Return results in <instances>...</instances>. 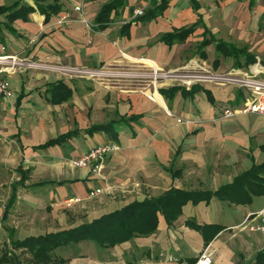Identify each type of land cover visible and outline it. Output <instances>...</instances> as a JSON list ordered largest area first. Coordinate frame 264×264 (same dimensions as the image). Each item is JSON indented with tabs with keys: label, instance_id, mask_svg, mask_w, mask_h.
I'll return each mask as SVG.
<instances>
[{
	"label": "crops",
	"instance_id": "obj_1",
	"mask_svg": "<svg viewBox=\"0 0 264 264\" xmlns=\"http://www.w3.org/2000/svg\"><path fill=\"white\" fill-rule=\"evenodd\" d=\"M14 1L0 0V6ZM107 1L57 0L59 11L46 18L33 0H23L24 5L33 7L28 18L15 19L10 23L11 30L0 25V59L18 54L38 58L46 68L2 75L12 95L0 96V170L11 169L18 177L9 181L7 192L0 191L5 198L0 224L12 221L9 211H14L21 200L28 202L24 207L49 205L53 210L78 197L84 199V208H90L86 220L90 221L133 200L158 196L172 186L214 192L232 183L253 163L264 162V115L237 113L221 117L224 108L242 107L246 99L244 89L231 84L197 82L199 89L188 96L180 90L168 92L169 87L177 85L169 78L166 82H154V89L148 79L152 68L173 71L191 62L200 65L208 61L209 47L202 51L207 46L218 55L212 58L216 71L238 69L260 77L264 66L258 64L255 55L215 35L216 26L226 18V6L239 5L240 18L248 20L250 15L264 14V0H194L199 6L197 10L191 0H168L163 12L150 20L132 18L131 11L142 0H126L121 8L110 13V22L100 28L95 18ZM198 15L203 24H197L183 41L167 44L160 40L164 33L194 24ZM0 21H6L4 15H0ZM204 37L213 39L200 46ZM221 40L242 48L253 56V61L244 65V56H240L241 66H237L234 57L224 56L216 49ZM83 69L144 75L139 79L104 78L103 82L74 76L83 74L78 71ZM60 83L70 92L65 99L63 92L52 95L54 90L60 92ZM95 125L109 128L89 131ZM70 131L75 133L64 141L41 146ZM111 143L118 149L108 153L98 174L91 173L88 166L72 165V160L89 148ZM46 184L53 186L29 192L33 186ZM104 186L107 192H124V198L115 200L110 196L107 201H99L103 205L90 207L92 203L85 202L88 191ZM0 188L4 189L1 182ZM262 208L264 195H253L246 204L215 196L197 203L186 201L172 226H167L159 215L153 233L113 247H101L108 252L104 264H190L188 259H195L201 248L211 252L212 264H235L241 256L251 260L256 251L264 249V235L237 225L248 213ZM188 219L200 226L217 225L222 230L206 245L200 232L186 226ZM3 225L6 232H14L13 226ZM40 234L44 233L24 237ZM167 234L170 237L164 239ZM160 246L165 249L166 258L151 259V251ZM132 249L144 251L145 259L124 261L123 256Z\"/></svg>",
	"mask_w": 264,
	"mask_h": 264
},
{
	"label": "trees",
	"instance_id": "obj_2",
	"mask_svg": "<svg viewBox=\"0 0 264 264\" xmlns=\"http://www.w3.org/2000/svg\"><path fill=\"white\" fill-rule=\"evenodd\" d=\"M22 1L23 0H16L9 6H0V15H4L6 20L5 22L0 21V25L11 30L10 23L15 19L21 18L25 20L28 18L27 14L33 10V7L24 5ZM33 1L38 10L45 14L46 18H48L49 14L58 12L60 8L57 0ZM125 1L126 0H108L96 15L95 22L98 26L101 28L109 23L110 13L114 10L116 11L117 8H121L125 4ZM191 2L193 8L197 10L199 8L198 4L194 0H191ZM167 3L168 0H149V4L143 11V14L134 19H153L163 12L164 8L167 7ZM197 24H203L199 15L194 24L187 27H178V29H175L173 32L164 33L160 36V40L167 44H171L174 41H183L186 36L193 31ZM204 25V34H206V27ZM212 39L213 37H209L208 39L204 37L199 45H206ZM216 49L224 56L234 57L237 66H241L239 63L240 56H244V65L253 61V56H251V54L247 53L242 48H238L222 40L217 42ZM196 84L197 83L192 84L189 89H186L183 85L177 84L169 87L167 91L173 94L177 90H180L182 94L189 96L199 89ZM59 87L60 92L59 90H54L52 91V95L55 97V95L62 94L61 92H63L62 98L65 99L70 92L66 90L61 83ZM208 98L212 101L209 94ZM101 128H109V126L95 125L91 127L89 131ZM73 133H75V131L59 135L56 138L48 140L41 146L58 144L73 135ZM253 195H264V162L259 164L253 163L247 171L245 170V172L235 176L232 183L223 185L214 192L183 190L173 188L172 186V188H169L158 196L144 198L140 201L133 200L118 209H114V211L101 214L90 221H84L66 229L50 231L40 235H31L21 239L13 238L12 230L8 229V242L10 248L7 247L5 249L6 251L0 255V264L8 262L19 264L17 255L12 252L13 249L27 251L30 255L29 259L33 264L61 263L64 262L65 259H56V257L53 256L54 250L59 247L77 244L81 241H92L100 247H113L133 237L147 236L153 233L158 225L159 215L163 217L167 226H172V223L180 215L181 208L186 201L197 203L199 200L208 201L212 196H215L218 199L234 204H246L251 201ZM11 199L13 200V197ZM5 215L6 212L4 211L2 219L5 218ZM185 224L200 232L206 245L220 230H222L217 225L200 226L196 224L193 219L186 220ZM240 259L242 260H238L235 264H264V249L256 251L251 260H245L242 256ZM188 261L190 264H194L196 260L188 259Z\"/></svg>",
	"mask_w": 264,
	"mask_h": 264
},
{
	"label": "rangeland",
	"instance_id": "obj_3",
	"mask_svg": "<svg viewBox=\"0 0 264 264\" xmlns=\"http://www.w3.org/2000/svg\"><path fill=\"white\" fill-rule=\"evenodd\" d=\"M140 5L141 3L135 5V7H139ZM147 6L148 5H146L145 8H147ZM218 7L220 8V5H218ZM224 10H225L226 18L223 22H221L219 27L216 26L217 28L216 31L218 33L215 36L223 40L224 39L228 40L239 47H244L248 52L255 55V60H257L258 64L264 66V18H261V16L264 14H262L261 16H257L256 14H254L253 16L250 15V19L247 20L245 18V20H242L240 18L241 8L239 5L226 6ZM210 45H213V43ZM208 47H209L208 52H209L210 59L208 61L202 62V64L200 65L196 63L194 64L193 62H191L192 64L191 66L194 67L193 69L200 73H202V69L209 70L211 72H220V73L228 72L229 70L228 71L227 70L216 71L217 68L214 67L212 58L218 57V55L215 52V50L213 51L212 49H210V46L203 48L202 51L205 52V50ZM10 56H15L16 59L20 61L18 65L16 64V66L11 69L10 73H14V72L17 73V71H25V70L46 69L42 67L44 65L41 64L40 61L37 60L38 58L31 59L28 56L21 57L18 54H13ZM7 61H9V59H3L2 61H0V67L8 65ZM163 72H168V70L167 71L163 70ZM10 73H6V74H10ZM74 74H75L74 75L75 77H83V76L89 77L88 74H81V73H74ZM259 76L264 77V71H262V73H260ZM90 78L91 79L94 78L97 81H101L102 79V82L104 81L103 77L101 78V77H91L90 76L89 79ZM112 79L119 80L118 78H112ZM105 80H108V79H105ZM166 80L167 78L160 77L157 79L156 84L159 82H166ZM170 81H172L173 83L177 82V84L182 85V83L178 80H170ZM197 82L200 83L204 81H202V79L199 78L198 80L191 82V84L197 83ZM105 84L106 86H109L108 82ZM153 85L154 84L151 82L150 86L153 87ZM222 85H225V84H222ZM15 177H18V174H15L14 172H12L11 169L10 170L7 169L5 172L0 170V182H1V186L4 187L3 190H1L0 188V191L7 192L9 181L14 180ZM51 186L53 185L46 184V185L33 186L29 189V192H32V193L39 192L41 189H46ZM107 189L108 188L105 187L103 191L100 192V194L98 193L96 196L89 197L85 202L92 203L90 205V207H92L94 204L103 205V203H99V201L100 202L101 200L107 201L106 199H108V197L110 196L114 198L115 200H118V199L120 200V198L121 199L124 198L122 196L124 192H120V191L107 192L109 191ZM130 193L134 194V192H130ZM4 199L5 198L3 196H0V214L3 209L4 202H5ZM21 201L22 203L19 206H16V209L14 211H12V209L9 211V214L11 215L9 218L12 221H8V222L6 221V223L3 222L0 224V255L4 251H6L5 249L7 247L10 248V245L8 242L9 236L7 235L6 230L2 227L4 226L3 224L7 225L8 227H10V225L13 226L14 238H21V237H24V235H27L30 233H45L47 231H52V230L66 229L81 221L84 222L88 218L87 214H89V212L87 213V211L90 209L86 207L84 208V206L82 205V203L84 202V199L83 200L80 199L79 201L71 202L69 204L65 203L66 201L62 202L60 207H56V209H53V210L49 205L41 206V208L36 205H33V206L27 205V207H24L23 205L24 204L26 205L28 202L25 200H21ZM175 231H178V230H175ZM169 237L170 235L167 234V236L163 238L167 239ZM77 244H72L66 247L57 248L56 250H54L53 256L56 257V259L65 258V261L69 262L68 264H71L73 262H74L73 264H76V263L78 264H104V260L106 258L105 255L108 252L102 249L100 246H98V244L96 245L92 241H88V242L81 241L79 245ZM164 250L165 249H163L162 246H160V248L157 247L156 249L151 251L150 258L158 259V258L165 257L164 254L166 252L164 253ZM202 250L203 249L201 248L197 252L195 260L198 258V255H200ZM12 252H14L17 255V261L19 264H33L31 263L29 259L30 255L28 254L27 251H24L21 249H13ZM161 252H163V254ZM184 254L186 253H183V255ZM144 257H145L144 251L134 252L132 249L128 252L126 257L123 256V260L133 261L135 258L145 259ZM176 258L178 259L179 256L176 255ZM238 260H242V259H238ZM3 264H15V263L8 262V263H3ZM50 264H60V263H50Z\"/></svg>",
	"mask_w": 264,
	"mask_h": 264
},
{
	"label": "built area",
	"instance_id": "obj_4",
	"mask_svg": "<svg viewBox=\"0 0 264 264\" xmlns=\"http://www.w3.org/2000/svg\"><path fill=\"white\" fill-rule=\"evenodd\" d=\"M159 1V0H158ZM149 4V0H143L139 7H135L132 12V18L140 16L143 14L144 8ZM75 10H79V6L74 7ZM81 21L85 22L84 19ZM3 59H9L7 61L8 65L0 67V96L4 98H9L12 95L11 90L8 88L5 79L3 78L4 73H10L11 69L19 64V60L16 59L15 56H3ZM7 57V58H6ZM3 59H0L2 61ZM190 64L189 66H185L184 68L163 72L157 70H151L148 74V79L154 83L158 78H169L171 80H178L185 87H190L191 82L202 79L204 82H211L214 84H231L237 87H240L245 90V101L241 108L238 110H233L230 108H224L221 114V117H231L236 115L237 113H254L264 115V78L257 77L255 72H247L242 70H229L225 73L220 72H211L209 70H203L202 73L194 70ZM197 67V65H196ZM199 67V66H198ZM82 71L83 74H88L89 77H103V78H140L144 73L132 72V71H122L115 72L104 69H96V70H78ZM194 84V83H193ZM154 86V85H153ZM154 89V88H153ZM181 121V119H178ZM187 121V120H183ZM118 149V146L115 144H98L87 150L84 154L79 156L78 158L72 160V165L75 167H83L88 166L90 168V172L93 174H98L105 157L108 153L113 152ZM104 188L96 187L92 188L88 191L87 196L93 197L98 193L103 191ZM80 198L75 197L66 200V203H71L75 201H79ZM240 228L248 229L253 232H259L264 235V208L260 209V211H255L252 213H248L244 216V219L237 225ZM194 264H212V254L207 248H204L198 258L196 259Z\"/></svg>",
	"mask_w": 264,
	"mask_h": 264
},
{
	"label": "bare ground",
	"instance_id": "obj_5",
	"mask_svg": "<svg viewBox=\"0 0 264 264\" xmlns=\"http://www.w3.org/2000/svg\"><path fill=\"white\" fill-rule=\"evenodd\" d=\"M5 61H6V60H5ZM151 68H152V67H151ZM152 70H153V71H156V70H154V68H152ZM158 70H159V68H158ZM151 92L153 93V91H151ZM149 97L151 98V95H150Z\"/></svg>",
	"mask_w": 264,
	"mask_h": 264
}]
</instances>
